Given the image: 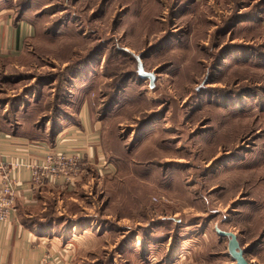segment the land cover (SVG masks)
Masks as SVG:
<instances>
[{
    "label": "rangeland",
    "instance_id": "374dc122",
    "mask_svg": "<svg viewBox=\"0 0 264 264\" xmlns=\"http://www.w3.org/2000/svg\"><path fill=\"white\" fill-rule=\"evenodd\" d=\"M259 3L2 0L13 14L30 8L36 30L0 57V126L22 123L41 140L84 110L101 120L114 166L101 173L79 161L68 195L57 201L65 191L42 184L41 208L31 209L91 220L75 263L144 264L170 246L179 264H235L217 226L236 234L246 264H264Z\"/></svg>",
    "mask_w": 264,
    "mask_h": 264
},
{
    "label": "crops",
    "instance_id": "0c3cea01",
    "mask_svg": "<svg viewBox=\"0 0 264 264\" xmlns=\"http://www.w3.org/2000/svg\"><path fill=\"white\" fill-rule=\"evenodd\" d=\"M29 9L21 8L17 14H13L3 8L0 0V57L18 54L27 38L34 35L36 21ZM260 19L264 26V8ZM100 122L98 119L92 122L88 113L79 109L55 123L53 133L49 132L50 125L44 128L48 132L45 134L46 138L41 140H33L20 133L19 130L24 125L22 123H15L14 132L4 129V125L0 127V180L4 173L15 179L14 212L8 220L0 221V264H77L76 257H80L78 243L91 234L86 232L92 226L91 220L76 216L75 213L60 219L53 218L51 221L41 217L34 218L33 215L37 212L31 209L39 203L41 208V195L45 189L41 188L42 184L35 185L31 181L29 164L42 161L44 154L51 149L66 155L79 156L80 161L96 165L99 171V166L105 162L101 149ZM102 172L110 173L108 169ZM43 184L50 193L74 188L73 182H66L60 177ZM66 191L60 193L57 201L62 200L60 196L68 195L69 192ZM174 253L168 246L162 258L150 255L143 263L179 264Z\"/></svg>",
    "mask_w": 264,
    "mask_h": 264
},
{
    "label": "built area",
    "instance_id": "2783aa9c",
    "mask_svg": "<svg viewBox=\"0 0 264 264\" xmlns=\"http://www.w3.org/2000/svg\"><path fill=\"white\" fill-rule=\"evenodd\" d=\"M79 156L66 155L62 152L47 150L44 158L39 163L29 164L31 169V181L35 185H40L54 178L60 177L66 182H70L74 171L77 169ZM108 169V172L114 170V166L108 161L99 166V171ZM0 180V221L8 220L11 213L14 212L13 185L15 179L8 173H4Z\"/></svg>",
    "mask_w": 264,
    "mask_h": 264
},
{
    "label": "water",
    "instance_id": "95a60500",
    "mask_svg": "<svg viewBox=\"0 0 264 264\" xmlns=\"http://www.w3.org/2000/svg\"><path fill=\"white\" fill-rule=\"evenodd\" d=\"M138 74L142 78H148L149 84L152 86L154 81V74L150 71H144L142 64H138ZM214 230L220 236H226L227 239V254L230 256L232 260H234L235 264H246V260L243 256V250L239 246V242L237 240V236L233 231L222 230L217 226L214 227Z\"/></svg>",
    "mask_w": 264,
    "mask_h": 264
},
{
    "label": "trees",
    "instance_id": "16d2710c",
    "mask_svg": "<svg viewBox=\"0 0 264 264\" xmlns=\"http://www.w3.org/2000/svg\"><path fill=\"white\" fill-rule=\"evenodd\" d=\"M259 5H261L260 8H259V11H260V13H261V12L263 11V8H264V0H260ZM257 20L260 21L261 19L259 18V19H257ZM257 20H256V21H257ZM260 23H261V21H260ZM112 99H114V98H112ZM114 101H115V99H114ZM63 118H64V117H63ZM55 123H58V121L55 122ZM55 123L52 122V124H50V127H51V128L49 129V130H50V131H49L50 133H51V132H52V133L54 132V131H53V128H54V126H55ZM0 127H3V125H1ZM4 129H7V131H12V132H14V131H13V128L10 129V128H8V127H5V125H4ZM20 133H22V132H20ZM31 138H32L33 140H34V139L37 140L36 137H34V136H32ZM52 219H53L52 217H49L47 220H48V221H51ZM58 219H60V218H58Z\"/></svg>",
    "mask_w": 264,
    "mask_h": 264
},
{
    "label": "bare ground",
    "instance_id": "6f19581e",
    "mask_svg": "<svg viewBox=\"0 0 264 264\" xmlns=\"http://www.w3.org/2000/svg\"><path fill=\"white\" fill-rule=\"evenodd\" d=\"M53 238V237H52Z\"/></svg>",
    "mask_w": 264,
    "mask_h": 264
}]
</instances>
